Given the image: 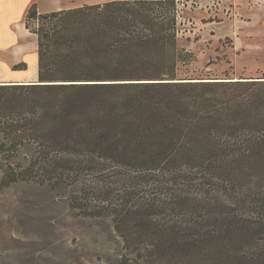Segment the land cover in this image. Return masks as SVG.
<instances>
[{
    "label": "trees",
    "instance_id": "trees-1",
    "mask_svg": "<svg viewBox=\"0 0 264 264\" xmlns=\"http://www.w3.org/2000/svg\"><path fill=\"white\" fill-rule=\"evenodd\" d=\"M177 25L176 0L33 4L39 79L0 83V186L102 225L107 264H264V77L181 76Z\"/></svg>",
    "mask_w": 264,
    "mask_h": 264
},
{
    "label": "rangeland",
    "instance_id": "rangeland-1",
    "mask_svg": "<svg viewBox=\"0 0 264 264\" xmlns=\"http://www.w3.org/2000/svg\"><path fill=\"white\" fill-rule=\"evenodd\" d=\"M58 1L81 6V0L40 5L53 9ZM223 1L176 0L177 46L188 53L179 63L180 75L264 77V0ZM18 34L14 28L13 39ZM4 58L0 68L7 75L12 55ZM38 79L39 66L38 78L30 81ZM112 247L102 225L74 216L48 189L34 183L0 186V264H107Z\"/></svg>",
    "mask_w": 264,
    "mask_h": 264
},
{
    "label": "crops",
    "instance_id": "crops-1",
    "mask_svg": "<svg viewBox=\"0 0 264 264\" xmlns=\"http://www.w3.org/2000/svg\"><path fill=\"white\" fill-rule=\"evenodd\" d=\"M42 0H0V62L5 60L6 53L12 55L7 70L10 73L4 74L0 68V83L25 82L38 78V37L26 26V18L33 4H37L40 12L68 9L61 2H56L53 9L41 7ZM113 0H81V6L86 4L104 3ZM203 1V0H202ZM224 0L223 2H225ZM258 3H260L258 1ZM79 7V6H77ZM74 8V7H73ZM19 30V37L13 39L12 31ZM34 55V60L28 58ZM25 64L22 67H15ZM12 67V68H11Z\"/></svg>",
    "mask_w": 264,
    "mask_h": 264
}]
</instances>
